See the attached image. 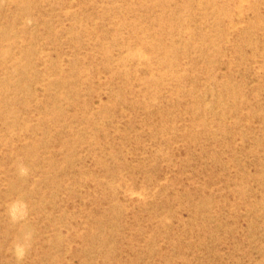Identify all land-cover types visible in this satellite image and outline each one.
Returning <instances> with one entry per match:
<instances>
[{
  "label": "rangeland",
  "instance_id": "374dc122",
  "mask_svg": "<svg viewBox=\"0 0 264 264\" xmlns=\"http://www.w3.org/2000/svg\"><path fill=\"white\" fill-rule=\"evenodd\" d=\"M0 264H264V0H0Z\"/></svg>",
  "mask_w": 264,
  "mask_h": 264
}]
</instances>
